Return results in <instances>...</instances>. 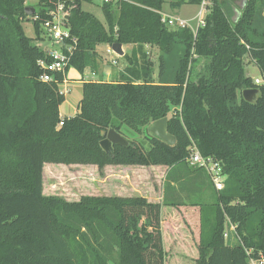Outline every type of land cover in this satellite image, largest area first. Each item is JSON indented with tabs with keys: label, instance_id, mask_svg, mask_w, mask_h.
<instances>
[{
	"label": "trees",
	"instance_id": "trees-1",
	"mask_svg": "<svg viewBox=\"0 0 264 264\" xmlns=\"http://www.w3.org/2000/svg\"><path fill=\"white\" fill-rule=\"evenodd\" d=\"M58 1L32 6L35 33L42 34ZM60 1L69 7L66 22L76 38L68 67L96 71L99 43L137 48L123 54L127 64L117 79L83 81L79 110L61 117L64 95L57 82L38 79L44 49L22 28L29 16L25 0H0V264H164L161 208L186 205L199 211L195 264H248L264 254V24L257 17L264 0L242 6L209 0L195 35L188 27H169L160 11L164 3L178 9L202 0L102 2L103 22L81 7L95 0ZM175 43L183 50L172 82H155L153 63L140 47H157L160 78L163 57ZM244 56L257 65L260 83L245 74ZM56 78L62 81L60 73ZM247 88L256 89L251 101L242 97ZM161 117H167L173 145L146 134ZM124 127L143 140L126 138ZM110 128L129 142L112 144V155L99 144L101 131ZM192 142L220 164L222 189L204 168L188 163ZM44 163L167 170L160 202L139 195L66 200L43 192ZM227 222L234 225L232 243L224 237Z\"/></svg>",
	"mask_w": 264,
	"mask_h": 264
},
{
	"label": "rangeland",
	"instance_id": "rangeland-1",
	"mask_svg": "<svg viewBox=\"0 0 264 264\" xmlns=\"http://www.w3.org/2000/svg\"><path fill=\"white\" fill-rule=\"evenodd\" d=\"M37 1L38 0H25V4L33 6ZM244 2L245 0H238L235 3L242 6ZM100 4V0H95L93 3L83 2L81 7L83 10L93 13L103 22L104 17ZM197 10L198 6L195 4L184 5L180 9V15L178 17L187 20L192 27H194L196 20L194 15ZM161 11L166 14L174 12L166 3L163 4ZM237 14L238 11H234L231 18L235 19ZM257 17L258 22L264 24V8ZM22 28L25 35L30 37L32 43L35 45L43 49L50 46V43L45 40L43 34H40L39 31L36 33L34 32L33 16L29 15L28 18L22 22ZM123 48L124 51H126L129 48L128 44L123 45ZM96 49L98 50L96 53L99 61V70L102 69L104 65L112 67H115L114 65H116V67L118 66L117 63L113 64V61H116L115 58H117L118 55L113 51H107L106 43L97 44ZM182 50L183 46L180 43H175L172 50L164 55V81L172 80L176 62ZM142 51L145 54L144 59L153 61L154 80L158 81V49L151 46L146 47L145 50L142 48ZM126 53H128V51H126ZM120 61L125 65L127 64L123 55L120 56ZM200 66L201 65H199V67ZM199 67H197V69H199ZM243 68L245 74L251 77L252 80L255 78L262 80V75L257 65L249 56L243 57ZM123 132L128 139L143 140L142 134H137L127 127L123 128ZM144 145L145 147L147 146L145 141ZM148 166L139 167L136 165L133 167H118L111 164L104 166L102 169H98V167L93 164H54L45 166V168H43V192L47 195H59L66 200H78L81 195L141 196L151 193V199H158L160 201L158 197L163 185L165 170L164 168L162 172L158 170V168L150 170ZM186 208L183 209L184 213L187 210L186 215L182 213L179 207L173 208L164 206L162 209V231H164V249L166 251L164 264H195L194 260L198 255L197 238L199 235V211L196 206L191 207L186 205ZM191 208L192 210L189 211ZM225 227L228 233L227 239L230 242L233 229L230 228L228 222ZM194 232L197 233V238L194 235L196 239L191 238ZM182 235L185 237H182ZM249 263L250 258L248 264Z\"/></svg>",
	"mask_w": 264,
	"mask_h": 264
},
{
	"label": "built area",
	"instance_id": "built-area-1",
	"mask_svg": "<svg viewBox=\"0 0 264 264\" xmlns=\"http://www.w3.org/2000/svg\"><path fill=\"white\" fill-rule=\"evenodd\" d=\"M100 1L101 3H114L118 0ZM208 5L209 0H202L200 3L199 8L194 15L196 19L194 27H192L187 20L178 16L168 15L163 11H160L161 20L169 27H188L195 35L198 27L204 25V17L207 13ZM68 14L69 7H66L64 3L59 0L56 7L49 11V16L41 24L42 34L50 43V46L44 48L45 58L37 61V65L40 68L38 79L41 81H55L58 86L65 81L66 71L76 44V38L71 35L69 26L66 22ZM36 18V15L33 16V19ZM107 51H112V49L109 47ZM58 73L62 75V81L57 80L56 75ZM254 81L260 83L257 78H255ZM62 123L61 119L58 122V126L62 125ZM187 161L191 165L204 168L215 189L220 190L224 187L225 176L222 174L220 164L211 157H204L201 155L197 146L193 142L189 148ZM249 264H264V254H260L258 258L250 257Z\"/></svg>",
	"mask_w": 264,
	"mask_h": 264
},
{
	"label": "crops",
	"instance_id": "crops-1",
	"mask_svg": "<svg viewBox=\"0 0 264 264\" xmlns=\"http://www.w3.org/2000/svg\"><path fill=\"white\" fill-rule=\"evenodd\" d=\"M26 3V2H25ZM27 5V4H26ZM184 5H189V4H183L182 6H180L178 9H173V13H168L169 15H172V16H179L180 15V9L184 6ZM238 5V4H237ZM27 6H31V5H27ZM198 8H199V5H197ZM32 7V6H31ZM234 11H238V9L235 7L234 8ZM238 15V14H237ZM46 40V39H45ZM47 41V40H46ZM123 45H127V44H121V48L123 50V54L126 53V51H128L127 54H130L131 53V50L134 48H137V45H133V44H128V49L126 51H124V48H123ZM151 46H154V45H150V44H143L140 48L143 50H145L146 47H151ZM110 47V45L107 44V49ZM155 48H157L156 46H154ZM111 48V47H110ZM96 51L98 52V50L96 49ZM99 54V53H98ZM116 54V53H115ZM117 55V54H116ZM122 56V55H121ZM98 59V58H97ZM110 60V59H108ZM116 61H113V64H118V66L116 67V65H114L115 67H112V66H106L104 65L102 69H97L96 71H93V70H89L88 68L85 69L83 71V73H80L79 71H77L74 67L70 66L68 67L67 71H66V76H65V81L64 83H61L59 85V90L63 93L64 95V100L63 102L59 105V114L60 116L62 117H69V116H72L74 115L78 110H79V101L81 99V95H82V83L83 81L85 80H88V79H103V80H112V79H117L118 77V74L120 71L123 70V68L126 66L124 63H121L120 61V56H117V58H115ZM153 62V61H152ZM104 63V62H103ZM154 74H153V67H152V79L154 80ZM258 79V78H257ZM259 80V79H258ZM155 81V80H154ZM260 82L262 80H259ZM155 82H160V83H163V84H170L172 82V80H169V81H164L163 80V75L162 77L158 78V81H155ZM71 95H74V96H71ZM55 163H44V166L43 168H45V166H51V165H54ZM56 165V164H55ZM82 165H85V164H82ZM114 166H118V167H133V166H136V165H114ZM139 167H144V166H140L138 165ZM150 168V170H155L158 168V170H160L161 172L163 171V168L165 170L164 173H166V170H167V167L164 166V165H149L148 166ZM141 196H144L146 197L149 201H154V202H160L158 199L156 200H153L151 199V193H147L146 195H141ZM161 196H162V188H161V191H160V195L158 198H160L161 200ZM164 207V206H163ZM163 207L161 208V215H162V209ZM192 207V206H191ZM180 210L182 211V213L184 215L187 214V208L186 206H181L179 207ZM187 209L184 213L183 209ZM192 208L189 210L191 211ZM230 224V228L233 229V235L230 236L231 240H230V243L234 242V225H232L231 223ZM226 228V227H225ZM163 230V221L161 220V231ZM225 240L227 242L228 241V233H227V230H225ZM197 238V233L194 232L192 235H191V238L194 239L195 236ZM162 236H163V246H164V231H162ZM182 237H185L184 235H182ZM195 238V239H196ZM198 240V238H197ZM178 243V242H177Z\"/></svg>",
	"mask_w": 264,
	"mask_h": 264
},
{
	"label": "water",
	"instance_id": "water-1",
	"mask_svg": "<svg viewBox=\"0 0 264 264\" xmlns=\"http://www.w3.org/2000/svg\"><path fill=\"white\" fill-rule=\"evenodd\" d=\"M24 10L28 15H32L35 11L33 7L27 5L24 7ZM110 47L112 51L118 56L123 55L121 43H113ZM255 96V88H247L242 90V97L244 100L251 101L255 98ZM166 122L167 117H161L152 121L146 127V134L150 136H155L168 145H173L175 143V137L167 131ZM101 135L102 139L99 141V144L108 155H112V144L128 145L129 143L123 135H121L119 132L115 131L112 128L108 129L107 131H101Z\"/></svg>",
	"mask_w": 264,
	"mask_h": 264
}]
</instances>
